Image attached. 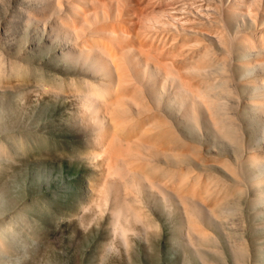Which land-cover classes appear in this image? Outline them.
Here are the masks:
<instances>
[{"label": "rangeland", "instance_id": "rangeland-1", "mask_svg": "<svg viewBox=\"0 0 264 264\" xmlns=\"http://www.w3.org/2000/svg\"><path fill=\"white\" fill-rule=\"evenodd\" d=\"M228 1L218 2L224 8ZM64 4L0 0V219L13 230L4 247L16 254H0V264H264V187L255 190L264 179V111L246 103L250 92L259 91L248 80L264 74V67L239 69L232 53L236 35L252 23L247 17L224 18L230 25H223L225 34L233 32L234 40L228 36L233 42L225 70L230 91L221 110L231 119L233 139L221 136L202 114L198 122H186L193 129L184 133L183 124H168L186 147L179 153L153 152L148 177L154 185L136 176L131 188L138 199L131 206L141 217L123 216L129 243L121 248L109 233L121 218L110 215L113 184L94 216L83 213L87 191L78 173L85 169L100 176L83 150L93 148L91 140L105 126L94 123L95 101L82 87L90 80L80 83L88 75L83 63L67 70L61 64L68 58H62V48L77 56L72 40L61 36L60 20L69 12ZM93 73L89 78L102 79L99 71ZM163 100L154 96L177 122L183 106L175 102L171 110ZM251 152L258 162L248 157Z\"/></svg>", "mask_w": 264, "mask_h": 264}, {"label": "bare ground", "instance_id": "bare-ground-1", "mask_svg": "<svg viewBox=\"0 0 264 264\" xmlns=\"http://www.w3.org/2000/svg\"><path fill=\"white\" fill-rule=\"evenodd\" d=\"M56 1L57 4L65 3L69 10V15L65 12L66 17H63L65 13L61 17L63 29L60 31L67 42L72 40L70 47L77 53L72 58L69 50L62 48V58H68L61 64L65 65L64 69H70L79 61L83 63L81 70L88 75L80 79V83L83 85L84 81L90 80L82 87L95 101L94 123L102 122L105 126L91 140L93 148L89 146L83 150L99 167L97 174L100 173L99 178L85 169L78 173L83 179L81 186L87 191L81 203L83 213H87V217L94 216L110 184H113L115 203L110 215L121 218L120 222L113 221L109 233L119 247H127L129 242L125 237L123 216L132 221L141 217L140 212L131 206V202L138 199L133 191L136 176L154 185L148 177V161L156 155L153 152L179 153L186 147V140L172 132V127L167 128L168 124H183L181 132L184 133L185 129H193L186 122L190 119L198 122L199 114H202L221 136L233 139L229 136L233 133L231 119L226 110H221L230 91L225 73L228 66L226 55L230 54L232 58L233 53V61L237 62L239 69L252 65L264 67V0H229L224 8L220 5L221 0ZM221 8L224 10L220 11ZM228 16L247 17L252 24L247 23L249 28L241 29L238 34L234 32L237 34L234 40V36L231 37L233 32L225 34L228 30L225 32L223 25H228L226 23L231 19ZM226 17L229 20L226 21ZM29 20L25 17V25H30ZM222 20L226 23L222 24ZM177 26L183 30L179 31ZM187 30L205 34L211 44L204 42L205 39L198 34H188ZM228 36L234 40L232 53L230 46L233 42H229ZM78 67L80 69V65ZM94 71H99L105 78L92 80L89 77H94ZM248 83L259 86V91L256 95L250 92L246 103L257 111H264V74L248 80ZM157 94L163 95V104L167 102L171 110L174 106L176 108L175 102L183 106L177 122L168 118V108L156 105L154 96ZM251 154L248 156L251 161L258 162L255 153ZM212 160L218 162L220 159ZM257 182L255 190L258 192L264 187V179ZM261 221L263 226L264 219ZM140 228L143 232L150 226ZM12 232L5 228L3 218L0 219V254L5 257H16L12 249L4 247ZM201 235L204 238V234ZM100 244L101 253L105 254L106 249L103 243Z\"/></svg>", "mask_w": 264, "mask_h": 264}]
</instances>
